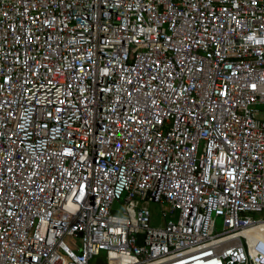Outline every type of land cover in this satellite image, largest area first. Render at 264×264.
Returning <instances> with one entry per match:
<instances>
[{"label":"built area","instance_id":"2783aa9c","mask_svg":"<svg viewBox=\"0 0 264 264\" xmlns=\"http://www.w3.org/2000/svg\"><path fill=\"white\" fill-rule=\"evenodd\" d=\"M258 212L264 0H0V264H264Z\"/></svg>","mask_w":264,"mask_h":264},{"label":"rangeland","instance_id":"374dc122","mask_svg":"<svg viewBox=\"0 0 264 264\" xmlns=\"http://www.w3.org/2000/svg\"><path fill=\"white\" fill-rule=\"evenodd\" d=\"M149 209H150V224L153 226H159L161 224L160 219H159V207L153 203L149 204ZM117 212V210H116ZM156 214H158V217H156ZM251 216L253 218H262L264 216V212H258V213H252ZM220 225H221V221L219 217H215V230L218 231L220 230ZM66 243L69 245H74L76 242L75 238H71V239H65ZM90 264H107V262L104 259L103 256V252L100 251V253L93 257L90 260Z\"/></svg>","mask_w":264,"mask_h":264},{"label":"bare ground","instance_id":"6f19581e","mask_svg":"<svg viewBox=\"0 0 264 264\" xmlns=\"http://www.w3.org/2000/svg\"><path fill=\"white\" fill-rule=\"evenodd\" d=\"M260 230H254V237H256V238H262L264 236V224H262L260 226ZM249 231L250 230H248V232Z\"/></svg>","mask_w":264,"mask_h":264}]
</instances>
